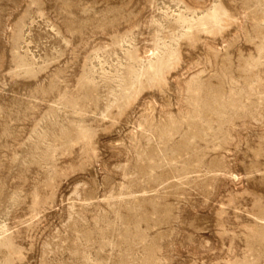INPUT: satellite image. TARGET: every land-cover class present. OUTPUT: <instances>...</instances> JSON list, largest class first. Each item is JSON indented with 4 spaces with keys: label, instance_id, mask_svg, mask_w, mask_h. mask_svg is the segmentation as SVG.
Listing matches in <instances>:
<instances>
[{
    "label": "rangeland",
    "instance_id": "rangeland-1",
    "mask_svg": "<svg viewBox=\"0 0 264 264\" xmlns=\"http://www.w3.org/2000/svg\"><path fill=\"white\" fill-rule=\"evenodd\" d=\"M0 264H264V0H0Z\"/></svg>",
    "mask_w": 264,
    "mask_h": 264
}]
</instances>
